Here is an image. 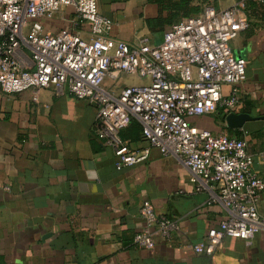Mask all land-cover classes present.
I'll return each instance as SVG.
<instances>
[{
    "label": "crops",
    "instance_id": "0c3cea01",
    "mask_svg": "<svg viewBox=\"0 0 264 264\" xmlns=\"http://www.w3.org/2000/svg\"><path fill=\"white\" fill-rule=\"evenodd\" d=\"M238 1L98 0V6L113 21V38L158 44L173 25L206 6L225 9ZM245 14L249 26L232 42L247 61L240 105L230 112L219 106L190 122L244 139L253 170L264 177V3L250 1ZM76 20L74 9L65 7L43 26L90 39V24ZM140 82L123 77L115 87ZM230 91L224 86L225 95ZM96 115L93 104L67 89L0 91V264H264V229L251 241L227 237L214 253H196L193 246L219 226L227 208L209 204L212 189L199 190L190 170L157 148L145 162L118 170L112 148L94 132ZM122 135L135 149L147 146L136 118ZM145 200L180 226L170 241L156 235L151 249L134 242L147 227L140 215ZM258 209L264 213V194Z\"/></svg>",
    "mask_w": 264,
    "mask_h": 264
},
{
    "label": "built area",
    "instance_id": "2783aa9c",
    "mask_svg": "<svg viewBox=\"0 0 264 264\" xmlns=\"http://www.w3.org/2000/svg\"><path fill=\"white\" fill-rule=\"evenodd\" d=\"M250 1L264 3L239 0L225 9L208 5L173 25L158 44L148 38L130 44L111 36L113 21L100 12L98 0H0V91L16 95L53 87L93 104L94 132L112 148L118 170L145 162L152 148L177 158L199 190L212 189L209 204L228 210L206 240L193 246L196 253H214L227 237L251 241L264 229V213L258 209L264 177L253 170L246 141L190 122L219 106L230 112L241 103L247 61L234 53L232 42L249 26L245 11ZM65 7L74 9L76 25L90 24V39L68 30H44L43 20ZM123 77L141 82L116 89ZM131 118L140 122L147 143L140 150L122 136ZM260 160L264 164V151ZM140 215L147 227L135 236L139 248H153L156 235L170 241L180 229L149 200L141 203Z\"/></svg>",
    "mask_w": 264,
    "mask_h": 264
},
{
    "label": "trees",
    "instance_id": "16d2710c",
    "mask_svg": "<svg viewBox=\"0 0 264 264\" xmlns=\"http://www.w3.org/2000/svg\"><path fill=\"white\" fill-rule=\"evenodd\" d=\"M123 136V135H122ZM124 137V136H123ZM125 138V137H124Z\"/></svg>",
    "mask_w": 264,
    "mask_h": 264
}]
</instances>
